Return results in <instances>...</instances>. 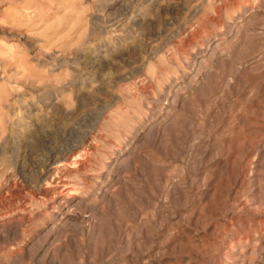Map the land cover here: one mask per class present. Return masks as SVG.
I'll use <instances>...</instances> for the list:
<instances>
[{
	"label": "rangeland",
	"instance_id": "rangeland-1",
	"mask_svg": "<svg viewBox=\"0 0 264 264\" xmlns=\"http://www.w3.org/2000/svg\"><path fill=\"white\" fill-rule=\"evenodd\" d=\"M7 228L0 264H264V0H0Z\"/></svg>",
	"mask_w": 264,
	"mask_h": 264
},
{
	"label": "bare ground",
	"instance_id": "bare-ground-1",
	"mask_svg": "<svg viewBox=\"0 0 264 264\" xmlns=\"http://www.w3.org/2000/svg\"><path fill=\"white\" fill-rule=\"evenodd\" d=\"M80 152H81V150L76 145V143H71L68 145V147L59 150L57 153H54L53 155H50L47 160H48V162H51V163L52 162L68 163L74 157H80ZM57 179H58L57 174H44V182H42L40 184V186L37 188V190L34 192V195H35V197H37V200L44 201L45 206L48 208H52V206L59 204V202L54 197V196H56V194L62 195L65 192V189H60L61 187L58 183L54 184V186H51V187L46 185V184H48V182L54 183ZM10 185H11V187H15L16 183L13 182ZM170 192H172V191H170ZM25 212L26 211H24V213ZM35 212L36 211H30V212H27L25 214L21 212L20 214H18V216L20 217L21 220L26 221L29 218H31L32 216H34ZM13 213H15V212H13ZM13 231L14 230H11L10 228L3 229L2 231H0V235L4 236L6 238H8V237L13 238L12 237L14 234Z\"/></svg>",
	"mask_w": 264,
	"mask_h": 264
}]
</instances>
